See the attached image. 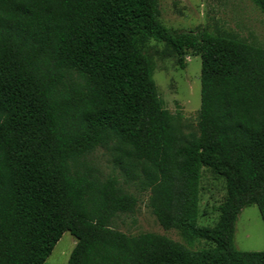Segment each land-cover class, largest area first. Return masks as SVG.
Masks as SVG:
<instances>
[{
  "label": "trees",
  "instance_id": "1",
  "mask_svg": "<svg viewBox=\"0 0 264 264\" xmlns=\"http://www.w3.org/2000/svg\"><path fill=\"white\" fill-rule=\"evenodd\" d=\"M264 13V0H253ZM199 56L197 133L182 132L152 78L151 43ZM149 190L164 230L113 226ZM205 167L224 181L211 226H196ZM264 223V48L227 30H177L159 0H0V264H42L64 232L67 264H264L233 244L240 210ZM196 240L210 244L194 250Z\"/></svg>",
  "mask_w": 264,
  "mask_h": 264
},
{
  "label": "rangeland",
  "instance_id": "2",
  "mask_svg": "<svg viewBox=\"0 0 264 264\" xmlns=\"http://www.w3.org/2000/svg\"><path fill=\"white\" fill-rule=\"evenodd\" d=\"M159 9L160 18L167 27L185 31L199 26L232 31L264 48V13L253 0H159ZM150 55L155 65L152 78L164 107L180 115L183 133H197V113L201 103L200 57L187 53L184 66L180 67L176 56L167 54L161 45L154 42L151 43ZM88 160L102 178L116 175L122 188L138 199L133 214H120L115 218V228L129 234L154 232L182 242L176 230H164L156 220L148 205L149 190H141L138 181L123 183L122 173L113 165L110 153L96 149ZM224 196L223 179L202 167L196 226H211L216 221L217 206ZM233 244L241 251H264V223L256 205L242 208L237 215ZM209 246L207 242L196 240L192 249H207ZM73 247L74 238L69 232H64L42 264H67Z\"/></svg>",
  "mask_w": 264,
  "mask_h": 264
}]
</instances>
